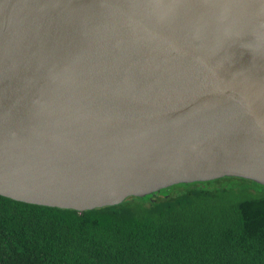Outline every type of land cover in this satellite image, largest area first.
<instances>
[{
  "label": "water",
  "instance_id": "1",
  "mask_svg": "<svg viewBox=\"0 0 264 264\" xmlns=\"http://www.w3.org/2000/svg\"><path fill=\"white\" fill-rule=\"evenodd\" d=\"M264 186V0H0V196L76 210Z\"/></svg>",
  "mask_w": 264,
  "mask_h": 264
},
{
  "label": "trees",
  "instance_id": "2",
  "mask_svg": "<svg viewBox=\"0 0 264 264\" xmlns=\"http://www.w3.org/2000/svg\"><path fill=\"white\" fill-rule=\"evenodd\" d=\"M0 264H264V186L225 177L82 214L0 196Z\"/></svg>",
  "mask_w": 264,
  "mask_h": 264
}]
</instances>
